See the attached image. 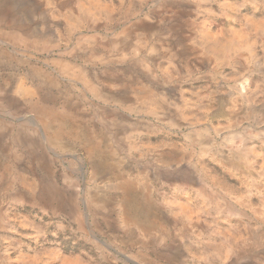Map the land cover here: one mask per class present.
Segmentation results:
<instances>
[{"label": "rangeland", "instance_id": "obj_1", "mask_svg": "<svg viewBox=\"0 0 264 264\" xmlns=\"http://www.w3.org/2000/svg\"><path fill=\"white\" fill-rule=\"evenodd\" d=\"M0 264H264V0H0Z\"/></svg>", "mask_w": 264, "mask_h": 264}, {"label": "bare ground", "instance_id": "obj_2", "mask_svg": "<svg viewBox=\"0 0 264 264\" xmlns=\"http://www.w3.org/2000/svg\"><path fill=\"white\" fill-rule=\"evenodd\" d=\"M262 27H263V26H262ZM118 188H119V190H121L122 192H125V191L128 190V184H127V183L119 184V185H118ZM138 229H139L140 231H142V230L145 229V227H143V226H139Z\"/></svg>", "mask_w": 264, "mask_h": 264}]
</instances>
